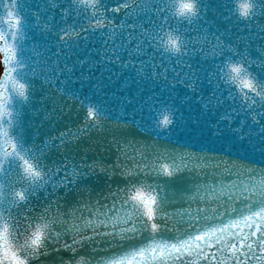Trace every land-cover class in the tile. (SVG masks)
Wrapping results in <instances>:
<instances>
[{
  "label": "snow or ice",
  "instance_id": "obj_1",
  "mask_svg": "<svg viewBox=\"0 0 264 264\" xmlns=\"http://www.w3.org/2000/svg\"><path fill=\"white\" fill-rule=\"evenodd\" d=\"M28 7L27 0H0V264H35L51 252L70 254L57 264H264V149L260 160L226 159L124 138L113 141L114 166L68 156L49 163L52 145L30 141L21 119L42 76L86 112L84 127L61 133L59 146L103 128V103L80 99L71 85L77 71L87 78L85 66H103L109 80L117 66L130 73L126 82L161 89L147 101L158 137L176 122L179 109L170 101L180 85L190 91L182 103L198 98L201 115L219 113L210 125L216 135L244 140L255 127L264 143V0H220L218 14L234 36L206 19L208 0H42L35 12ZM36 30L56 52L30 54ZM208 168L212 182L183 194L204 205L190 211L169 213L161 185L148 183ZM97 169L109 176L118 169L124 184L92 188L85 181Z\"/></svg>",
  "mask_w": 264,
  "mask_h": 264
},
{
  "label": "water",
  "instance_id": "obj_2",
  "mask_svg": "<svg viewBox=\"0 0 264 264\" xmlns=\"http://www.w3.org/2000/svg\"><path fill=\"white\" fill-rule=\"evenodd\" d=\"M27 3L29 6L28 12L29 10L32 11L33 8H35L33 11L35 12L37 6L42 7V0H27ZM219 3L220 0H208V11L206 14V18L210 15L208 19L214 21L217 27L218 22L226 25L218 14ZM2 15L3 9L0 8V16ZM239 27L243 29L244 25L241 24ZM229 29L230 35L234 36L236 28L230 26ZM241 34L248 35L247 32H242ZM30 35L32 39L26 46L30 50L35 49V51H30V54L36 55V53H42L44 56H48L56 52L57 49L53 46L54 41L50 39L46 40L40 32H34ZM260 44L261 42L257 40L254 42L253 47L258 48ZM45 45L51 48V52L45 51ZM37 58L39 59L40 57ZM110 67H112V73L118 74L112 75L111 80L108 79L110 73L105 71L103 66H97L91 72L85 66L83 71L84 76L87 78L83 80L78 78L80 73L77 71L74 77L75 83L71 85L72 89L78 90L77 95H79L80 99H83L85 96H90L92 102L103 103V106L107 109L106 115L108 116V120L105 122L103 128L97 129L89 127L77 139L66 143L64 146H59L60 141L58 138L60 134L84 127L85 109L81 107L76 99L69 98L68 95L57 91V88H60L58 83L55 85L47 84L44 82V77L42 76H38L35 79L33 95L30 102L22 110L21 119L25 134L30 141H34L36 144H43L47 141L52 145L48 153L50 157L49 163L59 161L62 156H68L70 158L75 157L76 161H80L83 158L89 164L93 161H99L106 166H114L119 153L113 141L124 138L141 141L146 144L155 142L158 146H166L178 152L185 150L193 153L204 152L208 156H223L226 159H231L232 154L240 152L241 150L243 154H249L250 148H245L246 145L244 142L239 143L230 152L229 146L235 135L227 131L216 135V130L210 126L216 123L219 113L215 116L201 115V105L196 102L198 98H194L191 102L182 103L185 93L190 94V91L180 85H177L173 99L170 101L179 109L176 113V122L170 130L161 132L158 137L157 133L151 130L149 104L147 101L148 97L153 95V90L156 94H159L161 89L154 84L138 85L131 79H128L126 82L125 78L130 75L129 72L121 73L117 66ZM204 67L206 71H211L209 64H205ZM131 75H134V73ZM201 75L203 76L204 73H201ZM98 81L101 82L99 87L97 86ZM210 88L211 86L205 84L203 89L204 93L207 94ZM64 91L66 92L67 89ZM115 92H124V98L131 95L134 98V103L137 105L136 109L127 113L125 111L126 114L122 116H119L114 111L115 103H112V109H110L111 95L113 94L115 100L118 97ZM165 98H167V93H165ZM122 104H124L122 100H118L116 103L117 106ZM128 108L133 110L134 106L130 105ZM256 131L257 128L253 127L251 129V136ZM251 136H246L245 138L249 139ZM123 162V159H121V163ZM212 172L213 169L211 168L205 169L204 172L198 170L181 171L172 178H149L148 183H158L161 185V188L158 189L160 196H166L169 200L166 211L169 213L185 212L201 207L202 205V203L188 201L184 198L183 194L186 193V179L188 178V174L190 173V179L193 181L189 188V195H191L195 183L203 184L212 182ZM124 182V178L119 175L118 169H115V174L111 176L97 169L96 174L88 177L85 181L86 184L97 190L106 188L109 184L113 187L116 184L123 185ZM58 195L63 196V190ZM71 198L72 196L69 194V199ZM187 201L189 205H185ZM37 203H40V201H37ZM61 203L63 202L61 201ZM185 219H187V216H185ZM169 226L171 227V223ZM104 247L107 246L104 245ZM49 251L51 252V249ZM86 252L87 250H84L80 254L85 255ZM69 255L67 252H51L47 258H42L41 261H37L35 264H57L60 256L67 259Z\"/></svg>",
  "mask_w": 264,
  "mask_h": 264
},
{
  "label": "bare ground",
  "instance_id": "obj_3",
  "mask_svg": "<svg viewBox=\"0 0 264 264\" xmlns=\"http://www.w3.org/2000/svg\"><path fill=\"white\" fill-rule=\"evenodd\" d=\"M0 61H1V55H0ZM1 70H2V67H1V63H0V72H1Z\"/></svg>",
  "mask_w": 264,
  "mask_h": 264
}]
</instances>
